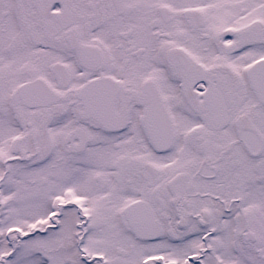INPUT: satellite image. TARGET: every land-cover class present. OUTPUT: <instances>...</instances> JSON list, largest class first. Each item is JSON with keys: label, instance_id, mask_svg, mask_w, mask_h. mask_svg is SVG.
I'll return each mask as SVG.
<instances>
[{"label": "snow or ice", "instance_id": "snow-or-ice-1", "mask_svg": "<svg viewBox=\"0 0 264 264\" xmlns=\"http://www.w3.org/2000/svg\"><path fill=\"white\" fill-rule=\"evenodd\" d=\"M0 264H264V0H0Z\"/></svg>", "mask_w": 264, "mask_h": 264}]
</instances>
